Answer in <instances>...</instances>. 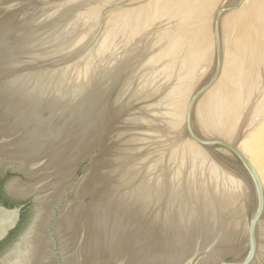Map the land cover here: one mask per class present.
Masks as SVG:
<instances>
[{
  "label": "water",
  "instance_id": "obj_1",
  "mask_svg": "<svg viewBox=\"0 0 264 264\" xmlns=\"http://www.w3.org/2000/svg\"><path fill=\"white\" fill-rule=\"evenodd\" d=\"M49 1L0 0V242L12 231L0 264H264V185L225 204L155 172L153 116L121 88L139 50L79 88L40 74L80 56L123 2L86 46L37 60L55 49L35 45L81 4L33 25ZM196 141L226 147L257 180L233 145Z\"/></svg>",
  "mask_w": 264,
  "mask_h": 264
},
{
  "label": "bare ground",
  "instance_id": "obj_2",
  "mask_svg": "<svg viewBox=\"0 0 264 264\" xmlns=\"http://www.w3.org/2000/svg\"><path fill=\"white\" fill-rule=\"evenodd\" d=\"M178 1L177 0H147V1L145 0V2L143 1V3H142L141 1L138 2V0H137L132 6H129V5L128 6L126 5V7L122 6L123 7L122 9L121 8H119V9L118 8H112V9L109 10L110 14L109 15L107 14L108 16L105 15V16H107L106 17L107 21L105 22L106 25L104 27V31H103V28H102V31H103L104 35L103 36L101 35V37L103 38V39L102 38L101 39L104 42H106V41L109 42L110 40L113 41L114 39L119 41L120 45H118V46H120V47L117 46L118 48H116L118 52L115 49L116 52L114 51L115 53L112 54V58H111L110 55H109L110 57L108 56V58L111 59L112 65H114L118 61L117 57H120L121 55H128L131 52H133L134 50H139L141 52V55H143V53L148 51L147 50L148 48H146L147 40L144 41L145 43H142V40H143L142 38L144 36H146V34L144 33L142 38L141 37L139 39H137V38L139 37V33H140L139 31L141 30L140 28H143V30H141V33H142V32H145L147 30V28L149 29V27H150V29L146 33H147V35L151 34L150 36H152L151 39L149 38L151 40V42H153V43L150 42L151 45L153 44V45L157 46L160 43V46H158V47H160V48L163 47V49H161V53H160V54H162V56H160V57H162V59H163L165 57V55H166V58L170 59V60L168 59L169 61L167 60L168 62L165 61L166 58H164L165 60L163 59L162 61H160V62L165 61V63L167 64L166 66L164 65L165 67H163V65H162V69H161V67L159 66L160 65L159 61H158L160 59V57L158 55L159 52H160V50H159L160 48H158V47L156 49L153 48L155 50V52H154L155 55L154 54H152L150 56L148 55V59L146 58L147 61H148V63L146 61V65H148L149 62H150L151 65L157 62L156 65L159 66L162 71L158 67L159 71L156 72V69H155V72H154L155 74L157 73V75H155L156 77L155 78L152 77L153 78L152 81L148 80L149 82L148 81H144V82H147L148 84H150V86L153 87V84L155 83L156 79H157V81L158 80L160 81V79L162 81V79H164V83L161 82V81L160 82L158 81L159 82L157 84L158 86H156V83H157V81H156V83H155L156 87L155 86L153 87L154 89H156V91H159L158 88H164V86H161L163 84L165 85V87H166L167 83L170 86V87H167L168 89L166 88L167 89L166 90L167 91L166 92V97H167L166 102L167 103L165 105H166L167 110H168L167 114H166L167 116H164L165 114H163L160 117V115H159V113L160 114L161 113H166L165 109H164L165 112L163 111V109H162L163 107L161 108L160 111L157 112V110L160 109L159 108L160 107L159 104L161 102H159V103L157 102L158 106H159V107H157L158 109L156 108L157 110L154 109V108L151 109V110H154L153 113L159 115L160 118L159 117H157V118H159L161 120H162V118L164 116V118L166 120V123L171 125L173 128L176 127L174 125H179V124H182L183 122H185V127H186V131H188V135H189V132H191V135H189V137H191L193 135L196 138V140H198V141L200 139L204 138V136L199 135V133L195 130L194 126L192 125L193 123H195L194 122V110L196 109L195 106H196L197 102L199 101V99L204 97V96L207 97L206 98L207 99L206 104L208 103L207 105H209V102H210V105H209L210 107L207 106V108H206V107H204L205 105L204 106L201 105V107L198 106L197 110H195V112H197V114L195 113L197 115V118L196 117L195 118L199 119L200 121H198V120L197 121L199 123L200 122L203 123L204 125L206 123V120H208L206 117H209V118L213 119L215 121V123H214L215 126H212L211 131H209L208 133H211V135H215L214 136L215 138H221V140L233 145L237 150H239V152L244 156V158L247 160V162L251 166L252 170L254 171V173L256 175V179L257 180H255V178L253 177V174H252L251 170L248 167H246L245 164H243L242 162H241V167L244 170V172L246 173L249 181L251 182V186H250L249 182L245 178H242V177H241L242 179L238 178L239 175L237 177V174L235 175V174H233V172H230L229 168H228L229 171L227 169L224 170L223 169L224 165H222L223 163L221 164L220 162H216V161L212 160L210 157H208V154H206V152L204 150V148H206L207 145L202 144V142H198L199 144L197 143L198 145L195 146V144L192 142V140L191 141H189V140L187 141V139H185V140H183L181 142L182 139H181V137L178 138L179 137L178 136L177 140L180 139L179 140L180 142H178L176 140V143H179L180 147L177 148L176 146L178 144H176V146L174 147L175 149L173 148V150L170 151L171 153L169 152L170 154L169 153L165 154V155L169 154L168 157L165 156L164 154H162V155L165 156L166 158H169L171 156L172 159L171 158L170 159L173 162H174L173 157H174V159H177V158L179 159L180 158V160H183L184 158L189 157V159H190L189 161H190V164L192 165V167H193V165L194 166L197 165V168H198L201 165L202 168L201 167H199V168H201L202 170L203 169L205 170V168H207V172L206 173L208 174V176L209 175H210V177L212 176L211 180H207L206 178H203V179L201 178V180H200L199 177H202L203 172H204V170L203 171L201 170L202 171V174H200L201 176L199 175L197 177H194L195 175H193L192 179L194 180V178H196V180L195 181L191 180L192 183L190 182V179H191L190 176L188 177L190 179L187 178V180H189V182L187 183L188 184L187 185L188 186V190H197L195 188L199 187L198 191L203 190L202 191V193H203L206 190L207 191V195H208V193H209V195H211V193L208 192V191L214 190L213 192L215 194L212 192L214 195L213 194L211 195L213 197V199L218 200V201H220L222 203H225V204L226 203H231V202H234V201H236L238 199H241V198L251 194L252 192H254L255 190L259 189L261 186L264 185V166H263L264 160L263 159L261 160V158H260V156H261L260 153L264 152V148H263V151H260V152L259 151L257 152L255 150H253L252 148H250V146H248L247 138L245 137V135L243 134L244 135V137H243L242 133H240V132H242V128H243V131H244L250 125V123H251L252 126L256 123V125L254 127H257V131H255V132H253L254 130L252 131V135H255L256 133H258L259 130H261L260 128H258V126H262V124L264 125V117L262 119H260L262 116L258 115V112L257 113L254 112V114L252 115L253 112L252 113L251 112L247 113L248 110H246L247 108H249V109H250V107L254 108L256 105H258V107L260 108L259 111L262 110L261 112L263 113V116H264V112H263L264 111V102H262L263 103L262 105L260 104L261 103L260 101H264V100H260L261 98L264 97V93H263L264 91L262 89H260V87L262 85H263L262 88L264 87V81L262 80L263 82H261V78H260V82L263 83V84L260 85L259 82H258V80H259L258 79L259 78L258 74L259 73L257 74L258 78H257V76L256 77L253 76V73H255L256 69H257V68L255 69L254 67L255 66L259 67L260 66V68H258V69H260V71L262 72L261 76L264 77V42L262 43V47H260V48H262V52L259 50L260 52L257 53L258 55H256L257 58L255 59V55H254L253 52H257L258 50L255 51L254 48L258 44H260L261 42H260V39H258V36L256 37V35H254L253 32H252V30L255 27H259L260 25H264L262 23L264 21L263 20L264 19V0H226L227 3L225 5H223V4L220 5L219 4V0H181L179 3H178ZM173 2H174V4H175V2H177L176 6L182 2L181 7H179L180 5H178L177 8H175L174 5L172 4ZM82 3H84V2H82ZM97 3H98V1L94 2L92 6L93 7L96 6ZM216 4L218 5V7L215 6ZM92 6H91V8H93ZM213 8H215L216 11L210 13V10L213 9ZM141 11H142V13H141ZM81 12H83V11H80V13ZM87 13H88V10H87ZM164 13H167V15L164 14ZM207 13H210V15H212V13L214 14L213 16H211L212 18H209L207 16L206 19L209 18L208 21L204 19V16L206 17ZM89 14L90 15L92 14V13H90V10H89ZM156 14H157V16L159 14H162L163 16L166 15V16L163 18L162 15H159L162 18V19L159 20L160 17L159 16L157 17ZM86 15H88V14H86ZM91 16H93V15H91ZM152 16L153 17H155V16L157 17V20L154 19L155 21H157L154 24L155 27H154V25H152L154 22L153 23L151 22V21H153L152 20L153 19ZM96 18H95V15H94V17L89 18L88 21H86L87 23L84 22V24H83L82 28L86 29V27H87V30H88L89 34L94 33V31L97 30V25L99 27L101 19H98L99 16H98L97 19ZM142 19H143V21L145 23L143 25H141V23H140V20H142ZM85 20H87V19H85ZM167 20H168V22L165 25L164 23H166ZM180 20H181L183 26L182 27L178 26L179 25L178 24L177 25L178 27L176 26V27L171 29V27L175 26L176 23H179ZM197 20L200 21V22H198L199 24L197 23ZM203 20H205L204 22H209V20H210L211 24L209 26V31L205 27L201 28L202 25H203L202 24ZM169 21H171V23H173L175 21H177V22H175L174 25L172 26V24L169 23ZM195 22L198 25L193 28V26H195ZM74 23H77L76 20H75ZM138 23L141 25V26H139L140 28L136 27V25ZM148 23H149V25L147 27ZM150 23H151V25H150ZM80 24L81 23L79 22L78 24H75V26L77 25V27H78ZM132 24L135 25V31H133L134 28L132 29V27L129 30V26H128L127 29L129 31L128 32L124 31L126 33L123 34V30L125 29V27L127 25L131 26ZM170 24H171V27H170ZM167 25H169V28L166 27ZM205 25H203V26H205ZM80 26H82V24ZM123 26H125L124 29L121 30L122 32H119V33H121V36L119 34L116 35V32L118 33V28L122 29ZM151 26L154 27L153 31H152V27ZM77 27H76V29H77ZM138 28H139V30H137ZM145 28H146V30H145ZM164 28H165V31H164V34L162 32V34H163L162 35L160 33H161L162 29H164ZM223 28L225 29L224 30V36L222 35L223 34V32H222L223 30L222 29ZM262 28H264V26ZM262 28L260 30H262ZM79 30L81 31L82 29L80 28ZM159 30H160V32H159ZM102 31H101V33H102ZM262 31H264V29ZM76 32H78V31H76ZM156 32L157 33L159 32V35L156 34ZM177 32H178V36L176 35ZM221 32H222V34H221ZM83 33H86V30L83 31ZM157 35L159 37H161V38L157 37L158 39H154V36L156 37ZM107 36H109L111 39L110 38L108 39ZM260 36L261 35H260V32H259V37ZM147 37L148 36H146V38ZM133 38L137 39V40H135L134 44L132 43V40L134 41ZM146 38L144 37V39H146ZM149 39H148V41H150ZM153 39L155 40V42L153 41ZM156 40H158V41H156ZM256 40H259L258 41L259 43H257ZM70 41H72V40H70ZM99 41L102 42L101 40H99ZM154 43H157V44H154ZM103 44L104 43L102 42L101 43V47H102ZM130 44H131V46H130ZM142 44H144L143 47H140V45H142ZM112 45H113V43H112ZM241 45L243 46V49L241 48L242 50L238 51V46L240 47ZM104 46H103V48L105 49ZM208 46L210 47V49H211V46H213V48H212L213 50L212 51H214V54H216L213 68H212L211 73L209 74V76L202 82V84L196 89V91L194 90L195 92L193 94H191L192 96L189 98L190 91L192 90V88H191L192 85L191 84H193L192 80L194 78L195 67L198 65V63L201 65V61L206 57V52L208 51V48H209ZM248 46L250 47V49H249V51H246L249 48ZM95 47H96V45H95ZM101 47H99L98 49H101ZM147 47H148V45H147ZM178 47L181 49V51L179 50ZM67 48H69V46H67ZM119 48L122 50L121 53H119V50H120ZM157 49H158V52L156 51ZM102 50L103 49H101V51ZM154 50H151V51H154ZM164 51L166 52L165 55L163 54V53H165ZM236 51H238V52H236ZM98 52H99V54L101 53L99 50H98ZM125 52H126V54H125ZM208 55H210L209 52H208ZM144 56H145V54H144ZM151 56H152V58H153V56H155V59H149ZM207 58H210V57L208 56ZM249 58L250 59L252 58L254 60L253 64H255V65H253L254 66L253 68H252V64L250 66L249 63H246V62H248ZM241 59H243L245 61L244 63L246 65L241 64L242 63ZM246 59H247V61H246ZM114 60H115V63H114ZM85 63L86 62H84V64ZM90 63L88 62L89 65H90ZM248 64H249L250 67H248ZM92 65L93 64H91V66ZM156 65L154 64V67ZM149 66L150 65H148V68H149ZM66 67H65V69H66ZM150 69H152V67H150ZM74 70L76 71V69H74ZM160 71H161V73H160ZM86 72H88V71H86ZM147 72L145 74H147ZM250 72H253V73L250 74ZM61 73H63V72H61ZM158 73H160V74L158 75ZM145 74H144L143 77L140 76V78L146 80V76L147 75H145ZM83 75H85V74H83ZM172 75H175V77L177 76V78H175L173 76L175 81L171 77L173 82L171 81V78L169 79V77L172 76ZM149 76H151V75H149ZM157 76H160L161 78L158 79ZM77 78H78V76H77ZM250 78H251V80H250ZM254 78L255 79L257 78V79L254 80ZM149 79H151V78H149ZM168 79L173 84H171V82ZM176 79H177V82L178 81L180 82L182 80H184V81H182L181 84L180 83L178 84V83H176ZM150 81H151V83L154 81V83L151 84ZM166 81H169V82H166ZM147 83L144 84V83L141 82V85L143 84V86H141L142 90L144 89L143 87H146L144 89L145 91L148 90L147 88H149V87H147ZM258 84L260 85V87H256ZM236 85H239V87L241 85L242 86H244V85L247 86L246 88H244L245 87L244 86L241 89L242 90L244 89L243 92L246 93V96H244V95L243 96L245 97V99L246 98L249 99L250 103H246L247 99L246 100L243 99V100H245L244 101L245 103H243L242 99H241L242 103L239 100L240 103L239 104L236 103L235 107L233 105V108L230 110V113L228 115L225 113L226 110L224 111L226 116L225 117L222 116L223 120L220 118L221 122H216L218 119H215V117L212 118V116L214 114H216L213 110L216 109L218 113H219V111L221 112V110H219V109L223 108L222 104H223V106H225L224 102H225L226 99L228 100V98H227L228 94H229L230 97H231V95L233 97V95H235L238 90H241L240 88L238 89V86H236ZM229 86H231L233 89L236 86L238 90L237 91L233 90V93H232V91H231L232 88L229 89ZM153 88H150L151 91H152ZM256 88H259L263 92L259 91L260 93L258 92V94L257 93L254 94L255 91L253 93V90L256 89ZM245 89H247L248 92L245 91ZM250 90L252 91V93H249ZM149 91L150 90L147 91L148 94H149ZM154 91H152L153 93L151 92L150 94H154ZM257 91H258V89H257ZM240 93L241 92H239V95H240ZM237 94H236V96L233 97L234 100H235V97H237ZM249 94H253L254 97L252 95H250V96H252L251 98L247 97ZM260 94L263 95L261 98L259 97ZM143 95H141V96H143ZM241 95H242V93H241ZM255 95H258V96L255 97ZM230 97H229V100H230ZM239 97L241 98V96H238V98H236V100L239 99ZM244 97H242V98H244ZM253 98H255V99L257 98V99L260 100V101L257 100L258 103L255 106H254V99ZM234 100H232V103L234 102ZM249 100H247V102H249ZM252 102H253V106L254 107L251 106ZM255 102H256V100H255ZM202 103H204V102H202ZM226 103H227V101H226ZM219 105H221L222 108H220ZM217 106L219 107V109L216 108ZM208 109L211 111L210 112L211 115L209 114L210 116L208 115V112H207ZM245 110H246V113L244 112ZM252 110L257 111V108L256 109H252ZM155 111L157 113H155ZM249 111H251V110H249ZM206 112H207V114H206ZM262 113H261V115H262ZM221 114H222V112H221ZM255 114H257L256 115L257 117L259 116V118L255 117L257 122L254 119L252 120V118H251L252 116L254 117ZM259 114H260V112H259ZM166 117H169V118L166 119ZM258 119L261 120L259 123H258V121H259ZM247 123H249V125ZM182 125H181V128H182ZM242 126H245V129ZM252 126H251V128H252ZM204 127H206V126H203V129H204ZM207 127H208V125H207ZM206 128H205V130H206ZM251 128H249V129H251ZM209 129L210 128H207V131ZM171 132H173V131H171ZM205 133H207V132L205 131ZM249 134H250V132L248 133V135ZM205 138L206 139H211V136L210 137H205ZM175 139L173 138V140H175ZM173 140H172V142H174ZM196 140H195V143L197 142ZM239 140H240V142L238 143ZM172 142L168 141V143H170V150L172 149L171 148V143ZM168 143H167V145H169ZM200 144H201V146H200ZM191 146H195V148L191 147ZM207 147H210V146H207ZM162 152L164 153L166 151H162ZM161 153L158 154L159 157H161ZM155 157H157V156H155ZM162 157H161V159L159 158L160 161L163 160V159H164V161H167L165 159V157H163V158ZM157 159H158V157H157ZM178 159H177V161H178ZM186 159L181 161V164L182 163L185 164L184 161ZM160 161L158 163H161ZM175 162H176V160H175ZM186 162H187V160H186ZM205 162L208 163V165L206 164V167L204 168ZM156 163H157V160H156ZM172 163H171V166L174 164V163L173 164ZM177 163H180V161L177 162ZM190 164H189V166H190ZM187 165L188 164H186V167H187ZM171 166H169V167H171ZM192 167L190 166V168H192ZM195 168H194V170L197 169V168L196 169ZM161 169H163V168H161ZM187 169H189V168H187ZM164 170H166V168ZM164 170H162V172L160 170L161 178H162V173L164 175V172H165ZM176 170H178V173H179V169L177 168ZM189 170H187V171L189 172ZM184 171L185 170H183V174H185ZM157 172H158V174L160 173L159 171H157ZM168 172H169V174L172 173V171L171 172L168 171ZM176 172L177 171H175L174 175L176 174ZM166 173H167V171H166ZM178 173H177V175L180 174V173L179 174ZM206 173H205V175H206ZM169 174H168V176H169ZM190 174H188V175H190ZM158 176H160V175H158ZM165 176H167V175H165ZM183 176L184 175H182L179 178L183 179ZM185 176H187V174ZM173 177L174 176H172V178ZM175 177H177V176H175ZM197 178H198V180H197ZM208 179H210V178H208ZM174 181L175 180H173V183H174L173 187H175V182ZM184 181H185V179H184ZM162 182H163V178H162ZM168 182H170V179L168 180ZM178 182H179V180H178ZM163 183H166V181H164ZM181 183L182 182L180 181V184ZM176 185H177V187H176L177 190H180L179 189L180 185L179 184H176ZM195 185H196V187L194 188ZM187 186H185V188H187ZM173 187L170 185L171 189H173ZM182 187H184V186H182ZM176 188H174V189L176 190ZM185 188H182V191H186ZM206 191H205V193H206Z\"/></svg>",
  "mask_w": 264,
  "mask_h": 264
},
{
  "label": "rangeland",
  "instance_id": "obj_3",
  "mask_svg": "<svg viewBox=\"0 0 264 264\" xmlns=\"http://www.w3.org/2000/svg\"><path fill=\"white\" fill-rule=\"evenodd\" d=\"M96 1H98V3H97V5L96 6H92L93 5V3L94 2H96ZM137 0H55V1H49V2H45V3H42L39 7H38V12H37V16H36V18L33 20V22H32V24L33 25H37V24H39L40 22H45V21H47V20H49V19H51L52 17H54L57 13H59L63 8H65L66 6H68V5H71V4H74V3H78V2H80L81 4L80 5H78V6H76V7H74L73 9H71L63 18H62V20L53 28V29H51L49 32H47L45 35H44V38H43V40L39 43V44H37V45H35V48H39V47H42V46H46V45H50L51 46V48H54L55 50L54 51H51V52H48V53H44V54H33V57L34 58H36L37 60H46V59H49V58H52V57H56V56H59V55H62V54H66V53H70V52H74V51H76V50H79V49H81V48H83L84 46H86L88 43H89V41L92 39V37L94 36V33H96V31H94V33H91V34H89L88 33V30H87V27H86V29L85 28H82L83 27V24H84V22L85 23H87L86 21H88V19L89 18H92V17H94V15H95V18L97 17L98 18V16H99V18L98 19H101V15H102V12L105 10V9H107V8H109V7H111V6H113V5H116V4H118V3H120V2H123V6L124 7H126V5L128 6H132L135 2H136ZM142 3H143V1L145 2V0H140ZM139 0H138V2H140ZM147 1V0H146ZM178 1V0H177ZM181 0H179L178 1V3L180 2ZM221 1V2H220ZM226 1V0H225ZM224 0H219V4L221 5V4H223V5H225L226 3H227V1L225 2ZM82 2H84V3H82ZM176 3L177 2H175V4H174V2L172 3L173 5H174V7L175 8H177V6L178 5H180L179 7H181V4H182V2L180 3V4H178L177 6H176ZM82 5V6H81ZM91 6L93 7V8H91ZM172 6V5H171ZM215 6H217L218 7V5L216 4ZM214 6V7H215ZM79 8V9H78ZM116 8H123L122 6L121 7H116ZM216 8V7H215ZM215 8H213V9H211L210 10V13L211 12H215L216 11V9ZM83 9V10H82ZM88 10V13H87V10ZM89 10H90V13H92L91 15H93V16H91L90 14H89ZM80 11H83V12H81L80 13ZM92 11V12H91ZM192 11V10H191ZM86 12V13H85ZM110 11L108 10V11H106L105 12V14H104V16H103V25H102V27H101V30L99 31V33H98V35L96 36V38L93 40V42L87 47V49L80 55V56H78L77 58H75V59H73V60H71V61H68V62H66V63H64V64H61V65H58V66H53V67H47V68H41L40 69V74L42 75V76H44L45 78H47V79H49V80H51V81H53L54 83H57V84H59V85H62V86H65V87H69V88H79V87H81V86H83V85H85L100 69H102L103 67H105V66H107V67H109V68H114V67H116L117 66V64L125 57V56H127V55H121L120 57H117V62L115 63V60H114V65H112V63H111V59L110 58H108V56L110 55L111 56V58H112V54H114L116 51H117V49L116 48H118V47H120V46H118V45H120L119 44V41H117V40H113V41H111L112 43H113V45H112V43L109 41H106V42H104L102 39V37H101V35L103 36L104 35V33H103V31H104V27H105V22L107 21L106 19V17L110 14L109 13ZM136 12V11H135ZM97 15H96V14ZM141 13H142V11H141ZM210 13H207V15H206V17L204 16V19L205 20H207L208 21V19L209 18H212L211 16H213L214 14L212 13V15H210ZM86 14H88V15H86ZM108 14V15H107ZM163 14V13H162ZM162 14H159V15H162ZM164 14H166L167 15V13H164ZM105 15H107V16H105ZM158 15V16H159ZM165 15V16H166ZM84 16V17H83ZM91 16V17H90ZM154 16V15H153ZM152 16V20L153 21H151L153 24L152 25H154L155 24V22H157V21H155V20H157V14H156V16L155 17H153ZM165 16H163L162 15V17L164 18ZM192 16V15H191ZM207 16L209 17L208 19H206L207 18ZM86 17V18H85ZM160 18H159V20L160 19H162L161 18V16H159ZM78 18V19H77ZM87 19V20H85V19ZM96 18V19H97ZM81 19V20H80ZM155 19V20H154ZM75 20H76V22L77 23H74L75 22ZM85 20V21H84ZM205 20H203V25H205L206 23V25L205 26H203L202 25V27L201 28H203V27H205V28H207L208 29V31H209V26H210V24H211V22H210V20H209V22H204ZM264 20V19H263ZM74 21V22H73ZM174 21V20H173ZM172 21V22H173ZM212 21V20H211ZM81 23L82 24V26H78L77 27V25L75 26V24H78V23ZM167 22H168V20L166 21V23H164L165 25L167 24ZM175 22H177V21H175ZM175 22H173V23H171V21H169V23H171L172 24V26L174 25V23ZM181 22V20L179 21V23H176V25L175 26H173V27H171V24H170V27H171V29L172 28H174V27H176L178 24V26H183V24H182V22ZM198 22H200V21H198L197 20V23ZM140 23H141V25H143V24H145L144 23V21H143V19L142 20H140ZM168 23V24H169ZM196 22H195V26H193V28L194 27H196L198 24H197ZM205 23V24H204ZM263 24H264V21L262 22ZM182 24V25H181ZM201 24V23H200ZM74 25V26H73ZM139 23L136 25V27H139V26H141ZM148 25H149V23L147 24V27H148ZM150 25H151V23H150ZM67 26V27H66ZM129 26V30L131 29V27H132V29H133V31H135V25L134 24H132L131 26L130 25H127L126 27L125 26H123V28L121 29V28H118V33L116 32V35H120L121 36V33H119V32H122L121 30H123L124 29V27H125V29L123 30V34H125L126 32H128L129 30L127 29V27ZM145 26V25H144ZM164 26V25H163ZM162 26V27H163ZM177 26V27H178ZM264 26V25H260L259 27H255L253 30H252V32H253V34L254 35H256V37L258 36V39H260V44H258L254 49H255V51H257V52H253L254 53V55H255V59L257 58L256 57V55H258L257 53H259L260 51L262 52V48H260V47H262V43L264 42V31H262L264 28H262V27ZM75 27V28H74ZM76 27H77V29H76ZM82 29L81 31L79 30L80 28ZM146 27V28H147ZM152 27V31L154 30V27H155V25H154V27L153 26H151ZM166 27H168L169 28V25H167ZM75 30H74V29ZM102 28H103V31H102ZM140 28V27H139ZM139 28L137 29V30H139ZM146 28H145V30H146ZM262 28V30H260ZM84 29V30H83ZM97 29H98V25H97ZM141 30H143V28H140ZM149 29H150V27H149ZM148 28H147V30L145 31V32H142L141 33V30L139 31L140 33H139V37L137 38V39H139L140 37L142 38L143 37V34L145 33L146 34V36H148L147 38H146V36H144L146 39H144V37L141 39L142 40V43H145L144 41H146L147 40V42H146V48H148L147 50V52H145V53H143V55H141V60L139 61V63L136 65V67L131 71V73L124 79V81L122 82V84H121V88H122V90L126 93V94H128V95H130V96H132V97H135V98H137L138 100H139V102L141 103V105L143 106V108L146 110V112H148L149 114H151L152 116H153V123H152V132H151V157H152V163H153V167H154V170L156 171V173L158 174V172L157 171H159L160 172V170H161V172H162V170H164L165 168H166V170H164L165 172H164V175H163V173H162V178H163V182L164 181H166V183H164V184H166V185H168V187H170V185L173 187V180H175L174 182H175V187H173V190H175L174 188H176L177 187V185L176 184H179L180 186V190L182 191V188H185V186H187L188 184V182H189V180H187V178L190 176V178H188V179H190V182H191V180L192 181H195L196 180V178H194V180L192 179L193 178V175H195L194 177H197V176H199L200 174H202V171L204 170H202L201 168V165L199 166V167H201V168H197V165H193V167L197 170H194V168L192 167V165L190 164V159H189V157H186V158H184V159H186L187 160V162H186V160L184 161L185 162V164L184 163H182L181 164V161H183V160H180V158L178 159V161H177V159H174V157H173V160H174V162L171 160L172 158H171V156L169 157V158H166L165 156H169V154L171 153L170 151H172L173 150V148L176 146V144H178L176 147L177 148H179L180 147V145H179V143H176V140L178 139V138H180L181 137V142L183 141V140H185V139H187V141L189 140V141H191L192 140V142L195 144V146L196 145H198L199 143L198 142H196L195 143V140H193L191 137H189V135H188V132L186 131V127H185V122H183L182 124H179V125H174V126H176L175 128H173L171 125H169V124H167L166 123V120H165V118H164V116H167L166 114H167V107H166V100H167V97H166V90L168 89L167 87H170L169 86V84L167 83L166 84V87H165V85L163 84V85H161V86H164V88H158L159 89V91H156V89H154L153 87L155 86V83H156V81H157V79L155 80V83H154V81L151 83V81H152V77H156L155 75H157V73L155 74L154 72H155V69H156V72L157 71H159L158 70V67L160 66L161 67V69H162V65H163V67H165L167 64L165 63V61L166 62H168L169 60L166 58V52L165 53H163L164 55H165V57L164 58H166V60L165 61H163V62H160V61H162L163 59H162V57H160V56H162V54H160L161 53V49H163V47H158V46H160V43H159V45H157V46H155V45H151V43H153V42H151V38H152V36H150L151 34H149V35H147V31L149 30ZM86 30V33H83V31H85ZM223 31V34H222V32H221V34L224 36V28L222 29ZM76 31H78V32H76ZM101 31H102V33H101ZM124 31H126V32H124ZM132 31V30H131ZM164 31H165V28L164 29H162V31H161V33L160 34H162V32H163V34H164ZM159 32H160V30H159ZM159 32L157 33L156 32V34H158L159 35ZM226 32V31H225ZM255 32V33H254ZM259 32H260V37H259ZM74 33V34H73ZM80 33V34H79ZM149 33V32H148ZM78 34V35H77ZM82 34V35H81ZM85 34V35H84ZM142 34V35H141ZM155 34V35H156ZM162 34V35H163ZM263 34V35H262ZM75 35V36H74ZM78 37H77V36ZM84 35V36H83ZM87 35V36H86ZM154 36V39H158L157 37H159V36ZM176 35L178 36V32L176 33ZM83 36V37H82ZM81 37V38H80ZM108 37V39L110 38L109 36H107ZM255 37V38H256ZM85 38V39H84ZM102 38V39H101ZM150 38V39H149ZM159 38H161V37H159ZM83 39V40H82ZM107 39V40H108ZM111 39V38H110ZM134 39V38H133ZM137 39H134V41L132 40V43L134 44V42H135V40H137ZM148 39L150 40V41H148ZM153 39V41L155 42V40ZM254 39V38H253ZM257 39V38H256ZM262 39V40H261ZM70 40H72V41H70ZM80 40V41H79ZM99 40H101L104 44L102 45V47H101V43L102 42H100ZM106 40V39H105ZM74 41V42H73ZM156 41H158V40H156ZM252 41V40H251ZM257 41V43H259L258 41L259 40H256ZM100 44H98V43ZM150 44H149V43ZM76 43V44H75ZM131 43V44H132ZM251 43V42H250ZM108 44V45H107ZM131 44H130V46H131ZM154 44H157V43H154ZM95 45H96V47H95ZM105 45V46H104ZM143 45L144 44H142V45H140V47H143ZM147 45H148V47H147ZM261 45V46H260ZM62 46V47H61ZM67 46H69V48H67ZM103 46L105 47V49L103 48ZM108 46V47H107ZM118 46V47H117ZM128 46V45H127ZM210 46V45H209ZM208 46V47H209ZM242 46V45H241ZM239 47L238 46V51H240V50H242L243 49V46L242 47ZM99 47H101V49H103L102 51H101V49H98ZM145 47V46H144ZM160 48L159 50H160V52H159V57H160V59L158 60L159 61V66H157L156 64H157V62L156 63H154L156 66L154 67V64H150V62H149V64L148 65H150L149 66V68H148V65H146V61H147V59H148V55L150 56V55H152V54H154V52H155V50L153 49V48ZM249 47V46H248ZM96 48V49H95ZM129 48V47H128ZM179 48V47H178ZM213 46H211V49H210V47L208 48V51L206 52V57L201 61V65L198 63V65L195 67V71H194V78H193V80H192V83L193 84H191L192 85V90L190 91V94H189V98L192 96L191 94H193L195 91H196V89L202 84V82L209 76V74L211 73V70H212V68H213V65H214V61H215V57H216V54H214V51H212L213 49ZM240 48V49H239ZM242 48V49H241ZM63 49V50H62ZM95 49V50H94ZM115 49H116V51H115ZM120 49V48H119ZM207 49V48H206ZM249 49H250V47L246 50V51H249ZM98 50L101 52L100 54H99V52H98ZM151 50H154V51H151ZM179 50L181 51V49L179 48ZM211 50V51H210ZM260 50V51H259ZM88 51V52H87ZM115 51V52H114ZM157 52H158V49L156 50ZM238 51H236V52H238ZM53 52V53H52ZM118 52V51H117ZM122 52V50L120 49L119 50V53H121ZM153 52V53H152ZM168 52V51H167ZM208 52H209V54L210 55H208ZM50 53V54H49ZM212 53V54H211ZM124 54V53H123ZM125 54H126V52H125ZM144 54H145V56H144ZM168 54V53H167ZM155 55V54H154ZM157 55V54H156ZM169 55V54H168ZM43 56V57H42ZM91 56V57H90ZM109 56V57H110ZM210 57V58H207V57ZM88 57V58H87ZM145 59H144V58ZM158 57V58H159ZM168 57V56H167ZM147 58V59H146ZM157 58V59H158ZM253 58V57H252ZM251 58V59H252ZM149 59H155V56H153V58H152V56L149 58ZM206 59V60H205ZM250 58H249V60H248V62H246V63H249L250 64V66H251V64H252V68L254 67L253 65H255V64H253L254 63V58L251 60ZM168 60V61H167ZM242 60V63L241 64H244V65H246L244 62V60L243 59H241ZM151 61V60H150ZM155 61V60H154ZM246 61H247V59H246ZM251 61V62H250ZM84 62H86L85 64H84ZM88 62L90 63V65L88 64ZM109 62V63H108ZM203 62V63H202ZM241 62V61H240ZM103 63V64H102ZM143 63V64H142ZM147 63H148V61H147ZM70 64V65H69ZM91 64H93L92 66H91ZM145 64V65H144ZM249 64H248V67H250L249 66ZM165 65V66H164ZM200 65V66H199ZM62 66V67H61ZM67 66V67H66ZM79 66V67H78ZM91 66V67H90ZM65 67H66V69H65ZM71 67V68H70ZM150 67H152V69H150ZM160 67H159V69H160ZM245 67V66H244ZM57 68V69H56ZM84 68V69H83ZM251 68V69H252ZM255 69H256V74L255 73H253V72H250V74H252L253 73V76H257V78H258V75H259V80H258V82H259V84L261 85V84H263V83H261V82H263L264 81V77H262L261 76V74H262V72L260 71V69H258V68H260V66L258 67H254ZM74 69H76V71L74 70ZM150 69V70H149ZM160 69V70H161ZM164 69V68H163ZM249 69V68H248ZM254 69V70H255ZM64 70V71H63ZM81 70V71H80ZM86 71H88V72H86ZM148 71V72H147ZM162 71V70H161ZM161 71H160V73H161ZM61 72H63V73H61ZM65 72V73H64ZM147 72V74H145ZM51 73V74H50ZM90 75H89V74ZM160 73H158V75L160 74ZM259 73V74H258ZM81 74V75H80ZM83 74H85V75H83ZM89 76H88V75ZM142 74V75H141ZM144 74L145 75H147L146 76V80H144V79H142V78H140V76L141 77H143L144 76ZM154 74V75H153ZM163 74V73H162ZM161 74V75H162ZM258 74V75H257ZM53 75V76H52ZM73 77H72V76ZM149 75H151V76H149ZM71 76V77H70ZM77 76H78V78H77ZM173 76L175 77V75H172V76H170L169 77V79L172 77L173 78ZM57 77V78H56ZM158 77V79H160L161 77L160 76H157ZM252 77V76H251ZM128 78V79H127ZM148 78V79H147ZM149 78H151V79H149ZM163 78V77H162ZM172 78H171V81H172ZM175 78H177V76L175 77ZM256 78V79H257ZM260 78H261V82H260ZM73 79V80H72ZM87 79V80H86ZM142 79V80H141ZM168 79V80H169ZM255 78H254V80H256ZM148 80H151L150 81V83L151 84H153V87L152 86H150V84H148L147 82H144V81H148ZM173 80H174V78H173ZM250 80H251V78H250ZM263 80V81H262ZM159 81V80H158ZM157 81V83H156V86H158L157 84L161 81V79H160V81L158 82ZM170 81V80H169ZM169 81H166V82H169ZM170 81V82H171ZM175 81V80H174ZM182 81H184V80H182ZM182 81H178L177 82V79H176V83H180L181 84V82ZM77 82V83H76ZM141 82L142 83H144V84H146L147 83V87H149V88H147L148 90H150L151 91V89L150 88H153L152 89V91H154V94H150L151 92L149 91V94H148V90L147 91H145L144 89L146 88V87H143L144 89L142 90V87L141 86H143V84L141 85ZM149 82V81H148ZM161 82H163L164 83V79H162V81ZM173 82V81H172ZM171 82V84H173ZM257 82V83H258ZM76 85H75V84ZM130 83V84H129ZM64 84V85H63ZM258 84V85H259ZM256 86V87H260V85L259 86ZM155 86V87H156ZM160 86V85H159ZM160 86V87H161ZM172 86V85H171ZM232 86V85H231ZM231 86H229V89L230 88H232ZM234 86V85H233ZM236 86H238V89L240 88H243L244 86H240L239 87V85H236ZM234 87V89L232 88L231 89V91H232V93H233V90H238L237 89V87ZM263 86V85H262ZM262 86L260 87V89H262L263 91H264V87L262 88ZM127 87V88H126ZM247 86H245L244 88H246ZM141 88V89H140ZM167 88V89H166ZM128 89V90H127ZM136 89V90H135ZM257 89H258V91H257ZM259 88H256V89H254L253 90V93H254V91H255V93L254 94H258V92L260 91V92H263V91H261ZM195 90V91H194ZM193 91V92H192ZM244 91V89L242 90H238L237 91V97H235V100L233 99V97L234 96H236V94L235 95H233V97H232V95H231V97L229 96V94H228V100L226 99L225 100V102H224V105L225 106H223V104H222V107H221V105H219L220 106V108H222V109H219V107L217 106L216 108H218L219 110H221V112H222V114H221V112L219 111V113L217 112V110L216 109H214L213 111L216 113V114H214L213 116H212V118L213 117H215V119H218L216 122H221V119L223 120V117H225L226 116V114L228 115L229 113H230V110L233 108V105H234V107L236 106V103L237 104H239L240 102H239V100L241 101V103H242V100L243 99H245V97L244 96H246V93L245 92H243ZM245 91H247V89H245ZM134 92V93H133ZM136 92V93H135ZM146 92V93H145ZM239 92H241L242 93V95H241V93H240V95H239ZM248 92V91H247ZM259 92V93H260ZM145 93V94H144ZM153 93V92H152ZM249 93H252V91L250 90V92ZM264 93V92H263ZM144 94V95H143ZM147 94V95H146ZM248 94V93H247ZM262 94V93H261ZM260 94V95H261ZM141 95H143V96H141ZM244 95V96H243ZM250 95H252L253 97H254V95L253 94H249L247 97H252V96H250ZM259 95V97L261 98L263 95H261L260 96ZM238 96H241V98L239 97V99H237L236 100V98H238ZM258 95H255V97H257ZM166 97V98H165ZM229 97H230V100H229ZM242 97H244V98H242ZM258 97V98H259ZM140 98V99H139ZM207 97L206 96H204V97H202V98H200L199 99V101L197 102V104H196V106H195V110H197V107L198 106H200L201 107V105L202 106H204V107H206L207 108V106H209L210 105V102H209V105H207L206 104V101H207V99H206ZM234 100V102L232 103V100ZM242 99V100H241ZM247 99V98H246ZM245 99V100H246ZM254 99V106L258 103L257 102V100L258 101H260V100H264V97L263 98H261L260 100L259 99H255V98H253ZM245 100H243V103H245L244 101ZM247 100H249V99H247ZM247 100H246V103H250V100H249V102H247ZM255 100H256V102H255ZM150 101V102H149ZM152 101V102H151ZM226 101H227V103H226ZM237 101V102H236ZM159 102H161L160 104H159V106H158V103ZM202 102H204V103H202ZM231 102V103H230ZM261 103V105L263 104L262 102H264V101H260ZM157 104V105H156ZM164 104V105H163ZM200 104V105H199ZM230 104V105H229ZM252 105L251 106H253V102L251 103ZM259 104V105H260ZM148 105V106H147ZM154 105V106H153ZM260 105V106H261ZM147 106V107H146ZM150 106V107H149ZM253 106V107H254ZM157 107H159L160 109H158ZM163 107V108H162ZM210 107V106H209ZM230 107V108H229ZM148 108V109H147ZM156 109L157 110V112L158 111H160L161 110V108L163 109V111H164V109H165V111H166V113H159V115H160V117H161V115H163V114H165L164 116H163V118H162V120L161 119H159L160 117H159V115H157V114H154L153 112H154V110H151V109ZM205 108V109H206ZM225 108V109H224ZM229 108V109H228ZM257 108V111H254V110H252V109H256ZM259 107H258V105H256L254 108H251L250 107V109L249 108H247L246 110H248L247 111V113H249V112H253L252 113V115L254 114V112L255 113H257L258 112V115H260V116H262L260 119H262L264 116H263V113L261 112L262 110H260L259 111ZM150 110V111H149ZM195 110H194V122L195 123H193L192 125L194 126V128H195V130L199 133V135H201V136H204V138L205 137H210L211 136V138H213L215 135H211V133H208L209 131H211V129H212V126H215L214 125V123H215V121L213 120V119H211V118H209V117H206L208 120H206V123H205V125L203 124V123H199L198 121H200L199 119H196L197 118V112H195ZM226 110V111H225ZM246 110L244 111L245 113H246ZM249 110H251V111H249ZM164 111V112H165ZM224 111H225V113H224ZM156 111H155V113H157ZM162 112V111H161ZM207 112H208V115L210 114L211 115V111L208 109L207 110ZM207 112H206V114H207ZM259 112H260V114H259ZM264 112V111H263ZM196 113V114H195ZM218 113V114H217ZM261 113H262V115H261ZM209 115V116H210ZM217 117H216V116ZM251 115V116H252ZM257 114H255V116L253 117H251L252 118V120L254 119L256 122H257V120H256V118L255 117H257L256 116ZM171 116V115H170ZM223 116V117H222ZM157 117H159V118H157ZM196 117V118H195ZM169 117H166V119H168ZM221 118V119H220ZM257 118H259V116L257 117ZM164 119V120H163ZM260 119H258L259 121H258V123L261 121ZM198 120V121H197ZM212 121V122H211ZM263 121V120H262ZM209 122V123H208ZM162 123V124H161ZM169 123V122H168ZM213 123V124H212ZM211 126H210V125ZM248 125H249V123H247ZM246 124V125H247ZM181 125H182V128H181ZM202 127H201V126ZM207 125H208V127H207ZM256 125V123L252 126L251 125V123H250V127L248 126H246L247 128L245 129V126H242V127H244V129L246 130H244L243 131V128H242V132H240V133H242V135L244 134L245 135V137L247 138V144H248V146H250V148H252L253 150H255V151H263V148H264V125L262 124V126H258V128H260L261 130H259L258 131V133H256L255 135H252V131L253 132H255V131H257V127H254ZM203 126H206L207 128H210L208 131H207V128L206 127H204V129H203ZM251 126H252V128H251ZM254 127V128H253ZM205 128H206V130H205ZM249 128H251V129H249ZM203 129V130H202ZM221 129V128H220ZM182 130V131H181ZM250 130V131H249ZM171 131H173V132H171ZM179 133H178V132ZM205 131L207 132V133H205ZM250 132V134L248 135V133ZM262 131V132H261ZM176 132V133H175ZM244 132V133H243ZM176 135H175V134ZM181 133V134H180ZM184 134V135H183ZM205 134V135H204ZM155 135V136H154ZM244 135H243V137H244ZM176 136V137H175ZM179 136V137H178ZM178 137V138H177ZM185 137V138H184ZM188 137V138H187ZM170 138V139H169ZM173 138L175 139V140H173ZM215 138V137H214ZM174 141V142H172V140ZM215 139H221V138H215ZM162 140V141H161ZM180 140V139H179ZM179 140H177L178 142H180ZM168 141L169 142H172L171 143V150H170V143H168ZM160 142V143H159ZM240 142V140L238 141V143ZM167 143L169 144V145H167ZM175 143V144H174ZM198 143V144H197ZM193 144V145H194ZM174 145V146H173ZM173 146V147H172ZM195 146H191V147H194L195 148ZM200 146H201V144H200ZM203 146V145H202ZM205 147V146H204ZM175 149V148H174ZM204 150H205V152H206V154H208V157H210L212 160H214V161H216V162H220L222 165H224L223 166V169L224 170H228V168H229V170H230V172H233V174H237V177H238V175H239V177L238 178H245L248 182H249V184H250V186H251V182L249 181V179H248V177H247V175H246V173L244 172V170L242 169V167H241V161L239 160V158L233 153V152H231L229 149H227L226 147H224V146H221V145H219V144H214V145H212V146H210V147H207L206 146V148H204ZM160 151V152H159ZM162 151H166V152H162ZM162 152V153H161ZM170 152V153H169ZM159 153H161V157L163 156L162 154H166V153H169L168 155H165V156H163V157H165V159L167 160V161H164V159L163 160H159V158L161 159V157H159L158 156V154ZM261 154V156H260V158H261V160L263 159L264 160V152L263 153H260ZM155 156H157L158 157V159H157V157H155ZM162 157V158H163ZM156 158V159H155ZM171 158V159H170ZM169 159V160H168ZM182 159V158H181ZM156 160H157V163H156ZM174 163H172L171 161ZM175 160H176V162H175ZM161 162V163H158V162ZM169 161V162H168ZM180 161V163H177V162H179ZM171 163L173 164L172 166H171ZM186 164H188L187 165V167H186ZM189 164H190V166L192 167V168H190V166H189ZM206 164L208 165V163H206L205 162V166H204V168L206 167ZM203 165V164H202ZM168 166V167H167ZM169 166H171V167H169ZM263 166H264V162H263ZM174 167V168H173ZM208 167V166H207ZM161 168H163V169H161ZM168 168V169H167ZM179 169V173H178V170H176V169ZM187 168H189V169H187ZM158 169V170H157ZM185 170L184 172H185V174H183V170ZM193 171H192V170ZM200 171H199V170ZM187 170H189V172L187 171ZM202 170V171H201ZM228 170V171H229ZM234 170V171H233ZM166 171H167V173H166ZM168 171H172V173L171 174H169V172ZM175 171H177L176 172V174L174 175V173H175ZM195 171V172H194ZM200 173H199V172ZM161 172L158 174V175H160V176H158V177H160L161 178ZM188 172V173H187ZM204 172L206 173L207 172V168H205V170H204ZM203 172V175H202V177H199V179L201 180V178L203 179V178H206L207 180H211V178H212V176L210 177V175L208 176V174L206 173V175H205V173ZM166 173V174H165ZM177 173L179 174V175H177ZM191 173V174H190ZM168 174H169V176H168ZM187 174V176H185ZM188 174H190V175H188ZM165 175H167V176H165ZM171 175V176H170ZM182 175H184L183 176V179H181V178H179V177H181ZM172 176H174L173 178H172ZM175 176H177V177H175ZM201 176V175H200ZM170 177V178H169ZM186 177V178H185ZM162 178L160 179L161 181H162ZM168 178V179H167ZM208 178H210V179H208ZM241 178V179H242ZM165 179V180H164ZM170 179V182H168V180ZM179 180V182H178V180ZM184 179H185V181H184ZM197 180H198V178H197ZM172 181V182H171ZM180 181L182 182L181 184H180ZM184 182V183H183ZM172 183V184H171ZM192 183V182H191ZM184 186V187H182V186ZM196 187V185L194 186V188ZM198 188L199 187H196L195 189H197L196 191H198ZM176 190H177V188H176ZM180 190H177V191H180ZM185 190H188V186H187V188H185ZM210 190V189H209ZM202 191L203 190H200L199 192H201L202 193ZM206 191V190H205ZM205 191L203 192V193H205ZM214 190H212V191H208V192H210L211 193V195L214 193L213 192ZM213 192V193H212ZM218 193V192H217ZM205 194H207V191H206V193ZM215 194V193H214ZM213 194V195H214ZM211 195H209V193H208V196H210V197H212ZM213 198V197H212Z\"/></svg>",
  "mask_w": 264,
  "mask_h": 264
},
{
  "label": "flooded vegetation",
  "instance_id": "obj_4",
  "mask_svg": "<svg viewBox=\"0 0 264 264\" xmlns=\"http://www.w3.org/2000/svg\"><path fill=\"white\" fill-rule=\"evenodd\" d=\"M3 203H4V204H7V203H5V202H3ZM20 204H21V203H20ZM21 217H22V216H21ZM11 235H12V231L9 233V235H8L3 241L0 242V245H1L3 242H5L6 239L11 238ZM12 243H13V241H12ZM12 243H11V244H12ZM8 248H9V247H8ZM8 248H7V249H8ZM7 249H6V250H7ZM6 250H5V251H6ZM5 251H4V252H5ZM4 252H3V253H4ZM3 253H2V254H3ZM2 254H1V255H2ZM1 255H0V256H1Z\"/></svg>",
  "mask_w": 264,
  "mask_h": 264
}]
</instances>
